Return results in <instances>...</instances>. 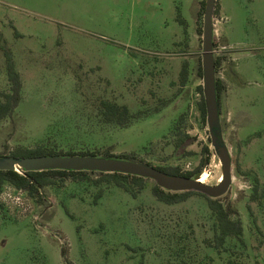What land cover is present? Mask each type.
Instances as JSON below:
<instances>
[{
	"label": "rangeland",
	"instance_id": "obj_1",
	"mask_svg": "<svg viewBox=\"0 0 264 264\" xmlns=\"http://www.w3.org/2000/svg\"><path fill=\"white\" fill-rule=\"evenodd\" d=\"M201 1L0 0V44L22 82L16 108L0 119V153L42 144L63 152L134 153L182 170L204 162L199 178L217 183L221 162L197 107ZM216 3V77L226 85L221 136L232 159L231 182L220 197L237 211L243 242L228 237L219 250L206 245L213 220L205 197L166 204L153 196L150 179L135 198L102 184L96 202L94 175L48 186L40 201L4 182L0 264H65L61 246L73 264H209V258L264 264V0ZM184 61L188 80L181 85ZM7 90L0 49V101ZM102 99L127 105L130 122H106ZM180 115L194 137L184 155L174 151L170 133Z\"/></svg>",
	"mask_w": 264,
	"mask_h": 264
},
{
	"label": "trees",
	"instance_id": "obj_2",
	"mask_svg": "<svg viewBox=\"0 0 264 264\" xmlns=\"http://www.w3.org/2000/svg\"><path fill=\"white\" fill-rule=\"evenodd\" d=\"M217 3L215 4L214 11L217 9ZM201 8L204 11V2L201 1ZM204 13V12H203ZM215 46V43L213 44ZM0 49L3 52L5 57V68L7 72L8 80V90L6 92H1L3 100L0 101V119L10 116L14 109L16 108L19 100L22 82L19 73L14 68V63L10 54V51L0 44ZM221 58L218 56L214 57L215 70L220 64ZM198 76L202 77L201 66L198 65L196 70ZM179 83L181 85L186 84L188 80V63L184 61L181 64L179 74H178ZM197 90L199 92L200 98L197 104L201 121L205 124V106L204 99L202 94L201 84L197 85ZM216 91L217 97L219 100V105L221 106V99L226 92V85L223 79L216 77ZM100 111L103 119L106 122H112L119 126L127 125L133 117V114L129 111V108L125 104H118L113 101L102 99L100 101ZM181 121H183V116L180 115L175 123L170 128V133L173 137L172 145L174 151L179 152L181 155L187 154L186 149L187 145L194 139V137L189 134L181 126ZM204 152L208 153L209 149L207 145L203 146ZM49 154H82V155H104L108 157H119L132 159L140 162H145L149 165L156 167L159 170H162L167 173L183 175L187 177L197 178L203 167L201 162L194 170H182L179 166H163V165H154L145 160L139 159L135 156L134 153L128 154H113L109 149H105L103 152H93V151H60L54 150L45 147L42 144L37 145L35 148H18L15 151L9 153H0L2 155H9L13 157H26V156H38V155H49ZM91 175L96 176L92 183L97 187V191L94 196V202L101 197L103 193L102 184H114L129 193L133 198L137 197L138 192L144 188L145 178L122 174V173H104V172H94V171H73V170H42V171H16V170H0V186L4 182H8L15 186L18 189H22L30 194L32 197L42 200L43 192L42 189L57 184L59 181H63L67 178H70L74 181L86 180L90 178ZM254 185V190L257 189V180ZM151 192L153 196L166 204H172L179 201L185 200L192 194H198L205 197L207 201V206L210 210L212 217V238H206L203 242L217 250L223 247L226 239L228 237H234L238 239L241 243L243 235V227L239 218H233V215L237 214V211L232 207L230 203H223L221 197L211 198L196 191H183V192H171L166 191L159 187L157 184L152 186ZM61 255L63 257L65 264H73L68 256L66 247L61 246ZM209 264H213L212 258H209ZM228 264H241L239 262L228 261Z\"/></svg>",
	"mask_w": 264,
	"mask_h": 264
},
{
	"label": "water",
	"instance_id": "obj_3",
	"mask_svg": "<svg viewBox=\"0 0 264 264\" xmlns=\"http://www.w3.org/2000/svg\"><path fill=\"white\" fill-rule=\"evenodd\" d=\"M216 0H204L202 23L201 71L205 121L209 139L217 154L222 175L217 183L206 184L200 178L164 172L145 162L104 155L49 154L26 157L0 156V170L42 171L73 170L104 173H122L143 177L155 182L166 191H196L211 198L223 195L231 182L232 159L221 136L220 105L216 91V70L213 50V11Z\"/></svg>",
	"mask_w": 264,
	"mask_h": 264
},
{
	"label": "bare ground",
	"instance_id": "obj_4",
	"mask_svg": "<svg viewBox=\"0 0 264 264\" xmlns=\"http://www.w3.org/2000/svg\"><path fill=\"white\" fill-rule=\"evenodd\" d=\"M219 179H220V178H219ZM200 181H202V182H203V178H202V177L200 178Z\"/></svg>",
	"mask_w": 264,
	"mask_h": 264
},
{
	"label": "flooded vegetation",
	"instance_id": "obj_5",
	"mask_svg": "<svg viewBox=\"0 0 264 264\" xmlns=\"http://www.w3.org/2000/svg\"><path fill=\"white\" fill-rule=\"evenodd\" d=\"M26 192V191H25Z\"/></svg>",
	"mask_w": 264,
	"mask_h": 264
}]
</instances>
